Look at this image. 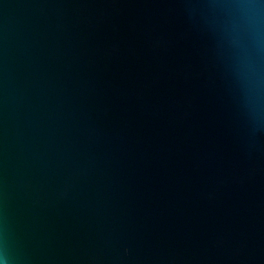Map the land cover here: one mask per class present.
Returning a JSON list of instances; mask_svg holds the SVG:
<instances>
[{"label":"water","instance_id":"1","mask_svg":"<svg viewBox=\"0 0 264 264\" xmlns=\"http://www.w3.org/2000/svg\"><path fill=\"white\" fill-rule=\"evenodd\" d=\"M4 264H264V0H0Z\"/></svg>","mask_w":264,"mask_h":264},{"label":"clouds","instance_id":"2","mask_svg":"<svg viewBox=\"0 0 264 264\" xmlns=\"http://www.w3.org/2000/svg\"><path fill=\"white\" fill-rule=\"evenodd\" d=\"M0 264H4V261L3 260H0Z\"/></svg>","mask_w":264,"mask_h":264}]
</instances>
